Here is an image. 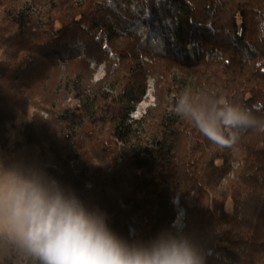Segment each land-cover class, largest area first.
I'll return each mask as SVG.
<instances>
[{
	"label": "trees",
	"instance_id": "1",
	"mask_svg": "<svg viewBox=\"0 0 264 264\" xmlns=\"http://www.w3.org/2000/svg\"><path fill=\"white\" fill-rule=\"evenodd\" d=\"M148 82L156 103L131 121ZM182 97L264 118V0H0V149L22 119L24 145L122 243L186 236L205 264H264V130L220 146L174 112Z\"/></svg>",
	"mask_w": 264,
	"mask_h": 264
},
{
	"label": "clouds",
	"instance_id": "2",
	"mask_svg": "<svg viewBox=\"0 0 264 264\" xmlns=\"http://www.w3.org/2000/svg\"><path fill=\"white\" fill-rule=\"evenodd\" d=\"M174 112L190 118L195 128L220 146L235 143L241 130H264V118L227 101L209 113L192 108L182 97ZM0 247L14 252L18 264H205L202 250L186 236H171L149 248L122 243L100 218L65 196L46 172L3 164Z\"/></svg>",
	"mask_w": 264,
	"mask_h": 264
},
{
	"label": "rangeland",
	"instance_id": "3",
	"mask_svg": "<svg viewBox=\"0 0 264 264\" xmlns=\"http://www.w3.org/2000/svg\"><path fill=\"white\" fill-rule=\"evenodd\" d=\"M46 7H44V11H46ZM93 64V66H91ZM88 67L90 69L91 73V83L97 84L103 77H105L106 73V66L104 63L97 64L95 61L89 60L88 61ZM98 79V80H96ZM151 83L148 82V90L145 93L144 98L142 99V102L138 103L136 105V113L137 115L142 114V112L147 109V107H152L153 104L156 103L155 100V87L153 83V89L151 88ZM69 99V102L72 99L70 96L66 99V102L69 103L67 100ZM79 104H77L78 106ZM32 112H30L31 115ZM41 113H45L46 117L42 115ZM40 114L44 117V119L48 118V115L45 111L40 112ZM22 119L18 120L17 127L10 130V146L7 149L1 150L0 149V164H3L5 167L8 168H16L23 171H31L35 173H39L41 171L46 172L52 180H54L49 172L48 169L51 165V160L46 156H41V153L36 148H30L24 145V141L22 136L19 134L20 125L22 123ZM119 162V159H118ZM52 168L56 170V167L52 163ZM65 196L71 198L69 193H64ZM176 200V199H175ZM173 202L174 211L177 214L176 216H179V213L181 211V207L177 206V201ZM82 207L83 203L81 202ZM98 218H100L103 222L105 221V216L99 215ZM132 237V236H131ZM0 264H18V257L17 255L12 252L8 248L0 247Z\"/></svg>",
	"mask_w": 264,
	"mask_h": 264
},
{
	"label": "built area",
	"instance_id": "4",
	"mask_svg": "<svg viewBox=\"0 0 264 264\" xmlns=\"http://www.w3.org/2000/svg\"><path fill=\"white\" fill-rule=\"evenodd\" d=\"M91 66H93V64H91ZM96 80H98V79H96ZM151 88L153 89V83H151ZM147 90H148V87H147L146 91ZM67 101L69 102V99ZM154 105L155 104H153L152 107H154ZM145 111H146V109L142 112V114L137 115V113H136L137 111L135 109L133 112L130 113V120L131 121L132 120L133 121L139 120L144 115ZM41 114L46 117V114L45 113H41ZM122 160H123L122 157H120L119 162H121ZM89 187H90V184H87L86 185V188L89 189ZM71 198H73V197H71ZM73 199H75V198H73ZM76 201L82 206L81 201H78V200H76ZM175 201H177V200H175ZM177 206H178V202H177ZM172 227L176 228L177 230H181V229H183L185 227L184 210L183 209H181V211L179 213V216H176L175 220L173 221ZM129 235L130 236H133L134 235V229L132 227H129Z\"/></svg>",
	"mask_w": 264,
	"mask_h": 264
},
{
	"label": "snow or ice",
	"instance_id": "5",
	"mask_svg": "<svg viewBox=\"0 0 264 264\" xmlns=\"http://www.w3.org/2000/svg\"><path fill=\"white\" fill-rule=\"evenodd\" d=\"M143 30V29H141ZM151 42H152V45L154 47H159L160 44H161V34L160 33H156V34H153L151 37Z\"/></svg>",
	"mask_w": 264,
	"mask_h": 264
}]
</instances>
